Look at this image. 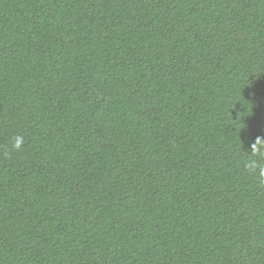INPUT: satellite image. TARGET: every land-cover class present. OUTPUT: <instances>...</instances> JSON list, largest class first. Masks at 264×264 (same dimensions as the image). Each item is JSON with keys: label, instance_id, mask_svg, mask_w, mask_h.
I'll use <instances>...</instances> for the list:
<instances>
[{"label": "trees", "instance_id": "trees-1", "mask_svg": "<svg viewBox=\"0 0 264 264\" xmlns=\"http://www.w3.org/2000/svg\"><path fill=\"white\" fill-rule=\"evenodd\" d=\"M261 168L264 0H0V264H264Z\"/></svg>", "mask_w": 264, "mask_h": 264}, {"label": "clouds", "instance_id": "clouds-1", "mask_svg": "<svg viewBox=\"0 0 264 264\" xmlns=\"http://www.w3.org/2000/svg\"><path fill=\"white\" fill-rule=\"evenodd\" d=\"M22 143H23V138L20 137V136H17V137H15V140H14V143H13L12 146H13V148H15V149H19V148L21 147ZM253 151L256 152V153H258V152H259V149L256 148V147H254V148H253ZM251 167H252L253 169L256 168V164H255V162H253V163L251 164ZM260 175H261V176H264V168H261V169H260Z\"/></svg>", "mask_w": 264, "mask_h": 264}]
</instances>
